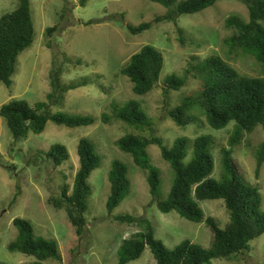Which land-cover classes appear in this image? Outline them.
<instances>
[{
	"label": "rangeland",
	"instance_id": "374dc122",
	"mask_svg": "<svg viewBox=\"0 0 264 264\" xmlns=\"http://www.w3.org/2000/svg\"><path fill=\"white\" fill-rule=\"evenodd\" d=\"M180 0L177 1L176 5ZM35 27L31 47L23 51L16 65L10 87L0 83V108L13 99H25L34 105L41 101L50 103L52 113L92 117L91 125L69 127L49 121L44 132H29L28 137L16 140L4 117L0 115V264H117L118 251L126 238L141 230L137 225L118 222L115 217L132 214L148 219L156 238L173 249L189 239L205 248L211 246L214 233L205 222H193L173 210L163 213L154 203L150 192L148 172L139 167L130 153L123 151L117 140L128 133L143 137H160L171 147L179 137L194 139L202 134L214 138L212 154L215 157L213 177L222 174L223 147L229 146L234 123L225 128L213 129L204 113L195 107L192 115L197 123L181 127L169 116L168 111L180 104L182 96L199 92L201 80L191 69L199 61L221 57L241 74L264 76V66L251 55L233 49L229 39L237 29L227 20L237 17L249 20V10L242 0H218L201 12L182 14L177 21L154 23L157 16L165 15L169 8L152 0H30ZM19 6V0H0V19ZM91 21L90 23H88ZM152 22L153 26L140 34H133L128 26ZM58 26L48 34V28ZM183 39V40H182ZM158 48L165 57V64L158 86L146 95L133 91V83L121 70L130 57L143 46ZM61 68V84L89 80L87 84L67 90L59 103L51 102V73ZM188 78L180 91L168 87L164 80L169 75ZM139 103L149 115L153 131L130 127L116 117V112L128 101ZM108 114L111 121L102 120ZM93 141L102 164L89 178L92 195L88 201L86 227L79 236L64 208H56L51 197H58L64 183L73 185L79 169L78 145L83 139ZM264 142V128L259 125L253 132H244L243 139L233 149V157L245 178L260 188L264 210V163L257 171V154ZM65 145L69 160L55 167L43 151L54 144ZM151 162L160 171L161 184L156 200L166 199L170 193L175 171L165 160L157 144L148 147ZM113 161L128 168L131 179L130 194L110 214L107 201L111 194L109 174ZM201 206L206 217H214L221 227L230 220L224 200H204ZM29 220L35 234L57 241L62 259L38 261L34 256L11 251L9 244L18 235L14 219ZM131 264H156L149 246L142 256ZM204 264H264V234L250 243V249L237 253L231 259H213Z\"/></svg>",
	"mask_w": 264,
	"mask_h": 264
},
{
	"label": "trees",
	"instance_id": "16d2710c",
	"mask_svg": "<svg viewBox=\"0 0 264 264\" xmlns=\"http://www.w3.org/2000/svg\"><path fill=\"white\" fill-rule=\"evenodd\" d=\"M88 0H79L85 5ZM169 8L165 15L157 16L154 23L177 21L182 14L201 12L217 3L218 0H152ZM248 7L249 20L243 21L231 17L227 24L235 26L237 32L230 37L233 49L251 55L264 66V0H242ZM89 21L88 23H90ZM152 22L129 25L133 34L149 30ZM58 26L48 28L49 36ZM35 39V27L32 18L30 0H19V6L0 19V83L10 87L16 72L19 55L32 46ZM183 40V39H182ZM165 64L163 53L152 45L143 46L134 53L121 72L133 83V91L138 95H146L152 91L160 80ZM51 73L52 91L48 94L51 102H61L67 90L87 84L89 80L73 83L69 87L61 84V71ZM191 69L196 71L194 77L201 80L199 92L182 96L180 104L168 111L169 116L181 127L197 123L192 115L195 107L204 113L207 123L213 129L225 128L235 122L229 146L221 149L222 174L219 179L213 177L215 157L212 154L214 138L211 134H202L194 139L183 136L177 138L171 147L163 144L160 137L147 138L140 134L128 133L116 142L125 152L133 156L134 162L148 172V182L153 201L163 213L177 211L181 217L193 222H205L213 231L214 238L210 247L205 248L189 239L183 240L173 249L165 246L156 238L153 225L146 218L132 214L119 215L115 219L120 223L137 225L141 230L126 238L119 251L117 264H131L140 258L149 246L155 256L156 264H204L213 259H231L237 253L250 249V243L264 234V210L262 194L257 185L250 183L239 171L233 157L234 147L243 139L244 132H253L261 125L264 128V76H248L241 74L221 57L211 56L199 61ZM188 78L175 74L169 75L164 82L171 89L180 91L187 85ZM63 94V95H62ZM0 115L5 118L13 137L16 140L28 137L33 131L40 134L45 131L49 121L69 127L87 126L94 119L82 115H70L65 112L52 113L50 103L38 102L34 105L25 99H13L0 108ZM116 117L138 130L150 128L152 121L142 106L134 100L128 101L116 112ZM102 120L111 121L108 114ZM157 144L162 156L175 171V178L166 199L156 200L161 184L160 171L151 162L148 147ZM46 159L55 167L63 165L70 158L68 148L63 144H54L43 151ZM79 169L74 183H64L58 197H51L50 202L56 208H64L70 221L81 237L86 227L88 201L92 195L89 178L94 170L102 164V156L93 141L83 138L78 145ZM1 158V153H0ZM264 163V142L257 154V171ZM111 194L107 201L110 214L130 194L131 179L128 168L119 161H113L109 174ZM224 200L230 220L221 227L214 217H206L201 206L204 200ZM13 224L18 228L17 237L10 242L11 251H19L34 256L38 261L62 259L57 241L45 239L35 234L29 220L16 218Z\"/></svg>",
	"mask_w": 264,
	"mask_h": 264
},
{
	"label": "water",
	"instance_id": "95a60500",
	"mask_svg": "<svg viewBox=\"0 0 264 264\" xmlns=\"http://www.w3.org/2000/svg\"><path fill=\"white\" fill-rule=\"evenodd\" d=\"M167 85V84H166Z\"/></svg>",
	"mask_w": 264,
	"mask_h": 264
}]
</instances>
